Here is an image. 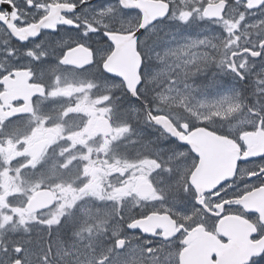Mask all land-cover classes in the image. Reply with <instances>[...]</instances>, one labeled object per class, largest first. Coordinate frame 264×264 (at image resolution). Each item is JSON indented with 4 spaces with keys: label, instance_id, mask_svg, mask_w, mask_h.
I'll return each instance as SVG.
<instances>
[{
    "label": "snow or ice",
    "instance_id": "6c2138e0",
    "mask_svg": "<svg viewBox=\"0 0 264 264\" xmlns=\"http://www.w3.org/2000/svg\"><path fill=\"white\" fill-rule=\"evenodd\" d=\"M0 30V264H180L188 222L264 190V0H0Z\"/></svg>",
    "mask_w": 264,
    "mask_h": 264
},
{
    "label": "flooded vegetation",
    "instance_id": "af4514ba",
    "mask_svg": "<svg viewBox=\"0 0 264 264\" xmlns=\"http://www.w3.org/2000/svg\"><path fill=\"white\" fill-rule=\"evenodd\" d=\"M142 2L157 4V0H138V3ZM209 2L211 3L212 0ZM6 39L0 30V49L15 46V42L6 43ZM145 134L159 135L158 132L153 133L152 129ZM251 144L254 148L264 147V138L254 137ZM38 146V144L35 145V147ZM222 153L221 162L228 167L229 157L225 152ZM207 177L206 174L202 175L201 182L206 183L204 179ZM250 211L256 215L249 216ZM219 213L220 209L217 208L212 214L204 213L188 222L190 231L184 238L185 246L178 253L180 264H251L253 259L264 254V229L257 234L258 226L264 225V190H251L244 193L238 200L232 202V206L223 215ZM162 222L169 231L175 230L170 221ZM17 238L21 243L24 242L26 237L23 229L17 225V229L13 231L11 224H8L4 242L11 246ZM259 245L261 246L260 254L254 256L253 250ZM2 246L0 244V247ZM27 247L36 249L35 234L33 243Z\"/></svg>",
    "mask_w": 264,
    "mask_h": 264
},
{
    "label": "water",
    "instance_id": "95a60500",
    "mask_svg": "<svg viewBox=\"0 0 264 264\" xmlns=\"http://www.w3.org/2000/svg\"><path fill=\"white\" fill-rule=\"evenodd\" d=\"M141 5L148 12H154L157 10V4L154 2H142ZM17 83H18L17 81L9 82L10 85H16ZM222 158H223L222 152L210 153L207 166L205 170L202 173H200V179L202 175L206 174L208 175V177L205 178L204 180L206 183L210 184L215 182V180L219 179L221 176L227 175L231 171V168L230 165L228 167L224 166V163L221 162V160H223ZM260 250H261V246L259 245L253 250L254 252L253 255L254 256L259 255Z\"/></svg>",
    "mask_w": 264,
    "mask_h": 264
},
{
    "label": "rangeland",
    "instance_id": "374dc122",
    "mask_svg": "<svg viewBox=\"0 0 264 264\" xmlns=\"http://www.w3.org/2000/svg\"><path fill=\"white\" fill-rule=\"evenodd\" d=\"M249 31H251V30H249ZM2 38H4L3 36H2ZM124 103H125V100L123 101ZM140 126V125H139ZM142 127H143V125H142ZM13 202H15V201H13Z\"/></svg>",
    "mask_w": 264,
    "mask_h": 264
},
{
    "label": "trees",
    "instance_id": "16d2710c",
    "mask_svg": "<svg viewBox=\"0 0 264 264\" xmlns=\"http://www.w3.org/2000/svg\"><path fill=\"white\" fill-rule=\"evenodd\" d=\"M125 103L127 104L128 102H127V98L125 99Z\"/></svg>",
    "mask_w": 264,
    "mask_h": 264
}]
</instances>
